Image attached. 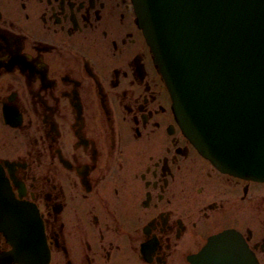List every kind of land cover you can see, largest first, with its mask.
<instances>
[{
    "label": "flooded vegetation",
    "instance_id": "flooded-vegetation-1",
    "mask_svg": "<svg viewBox=\"0 0 264 264\" xmlns=\"http://www.w3.org/2000/svg\"><path fill=\"white\" fill-rule=\"evenodd\" d=\"M171 103L132 0H0V205L42 237L3 221L0 264H264V179L214 166Z\"/></svg>",
    "mask_w": 264,
    "mask_h": 264
},
{
    "label": "water",
    "instance_id": "water-1",
    "mask_svg": "<svg viewBox=\"0 0 264 264\" xmlns=\"http://www.w3.org/2000/svg\"><path fill=\"white\" fill-rule=\"evenodd\" d=\"M132 1L184 134L220 170L264 179V0ZM3 221L15 247L22 232L41 245L31 209L5 201Z\"/></svg>",
    "mask_w": 264,
    "mask_h": 264
}]
</instances>
